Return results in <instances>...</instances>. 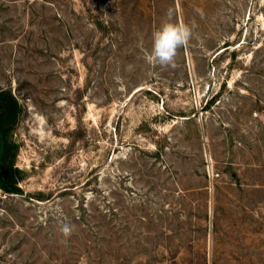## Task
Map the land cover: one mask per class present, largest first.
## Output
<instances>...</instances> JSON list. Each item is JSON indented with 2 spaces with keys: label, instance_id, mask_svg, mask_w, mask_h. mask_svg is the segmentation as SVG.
Masks as SVG:
<instances>
[{
  "label": "rangeland",
  "instance_id": "374dc122",
  "mask_svg": "<svg viewBox=\"0 0 264 264\" xmlns=\"http://www.w3.org/2000/svg\"><path fill=\"white\" fill-rule=\"evenodd\" d=\"M0 91V264H264V0H0Z\"/></svg>",
  "mask_w": 264,
  "mask_h": 264
},
{
  "label": "clouds",
  "instance_id": "9594fccd",
  "mask_svg": "<svg viewBox=\"0 0 264 264\" xmlns=\"http://www.w3.org/2000/svg\"><path fill=\"white\" fill-rule=\"evenodd\" d=\"M173 12L167 13L168 19L152 33V46L146 59L149 64L158 65L161 68H175L179 50L187 46L193 35L192 27L184 22H173ZM74 226L62 222L59 231L65 241L73 234Z\"/></svg>",
  "mask_w": 264,
  "mask_h": 264
},
{
  "label": "trees",
  "instance_id": "16d2710c",
  "mask_svg": "<svg viewBox=\"0 0 264 264\" xmlns=\"http://www.w3.org/2000/svg\"><path fill=\"white\" fill-rule=\"evenodd\" d=\"M19 114L18 105L10 92L0 91V183L8 191L15 190V179L12 171L14 147L8 136Z\"/></svg>",
  "mask_w": 264,
  "mask_h": 264
},
{
  "label": "flooded vegetation",
  "instance_id": "af4514ba",
  "mask_svg": "<svg viewBox=\"0 0 264 264\" xmlns=\"http://www.w3.org/2000/svg\"><path fill=\"white\" fill-rule=\"evenodd\" d=\"M0 188L3 189V190H7L6 187L0 183Z\"/></svg>",
  "mask_w": 264,
  "mask_h": 264
}]
</instances>
